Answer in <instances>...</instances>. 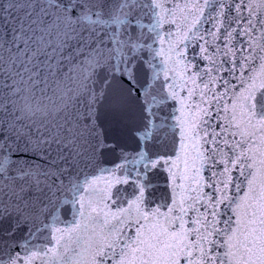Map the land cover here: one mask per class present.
<instances>
[{"label":"snow or ice","instance_id":"6c2138e0","mask_svg":"<svg viewBox=\"0 0 264 264\" xmlns=\"http://www.w3.org/2000/svg\"><path fill=\"white\" fill-rule=\"evenodd\" d=\"M0 264H264V0H0Z\"/></svg>","mask_w":264,"mask_h":264}]
</instances>
